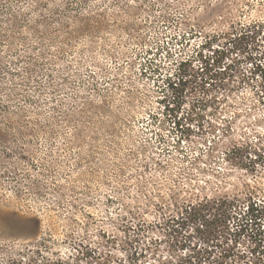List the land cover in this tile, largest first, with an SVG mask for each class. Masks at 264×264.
Wrapping results in <instances>:
<instances>
[{"label": "rangeland", "instance_id": "1", "mask_svg": "<svg viewBox=\"0 0 264 264\" xmlns=\"http://www.w3.org/2000/svg\"><path fill=\"white\" fill-rule=\"evenodd\" d=\"M21 1L29 11L33 0ZM43 1L56 19L68 2L67 15L88 19L53 25V39H0V264L177 259L181 243L158 224L164 215L186 199L264 187V170L228 165L222 153L254 128L264 141V109L240 102L252 90L238 74L219 94L192 78L181 106L168 108L164 77L204 35L264 26V0ZM148 60L165 67L142 73Z\"/></svg>", "mask_w": 264, "mask_h": 264}, {"label": "trees", "instance_id": "2", "mask_svg": "<svg viewBox=\"0 0 264 264\" xmlns=\"http://www.w3.org/2000/svg\"><path fill=\"white\" fill-rule=\"evenodd\" d=\"M12 1L0 0V39L22 40L27 36L26 33L37 38L53 39L57 35L51 30L53 25H59L62 30L66 28L65 23L69 18L78 23L88 19L80 16V12L67 15L66 10H70L71 2L64 9L66 17L56 19L59 15L56 7H48L43 0H33L27 12L23 9L25 5L22 6L24 1L15 0L19 2L17 7H12ZM263 29L261 23H239L231 25L227 31L204 35L192 55L179 61L175 73L165 75L163 90L169 92L170 97L162 99L165 107L173 109L181 106L185 86L192 78L205 86H211L215 92L222 90L226 93L231 91L238 74L240 81L251 85L252 90L251 98H241L240 102L253 101L264 109ZM194 60L200 65L190 72L188 69H192ZM240 62L249 63V71L241 72ZM151 63L148 60L144 64L142 73L152 68L154 74L165 67L160 62L150 67ZM114 78L112 83H117L119 78ZM96 83L92 82L91 85L97 87ZM104 88L106 94L101 100L105 106L102 109L109 106L110 96V88ZM214 100L218 103L222 101L220 97ZM256 121L261 123L262 119ZM224 133L226 130H223ZM252 133L251 136L243 133L241 141L224 148L222 153L228 165L251 171L257 168L264 170L263 136L257 128ZM217 146L218 142L214 141L209 147L210 151L213 152ZM196 156L192 159L196 160ZM158 224L163 226L172 244L179 242L182 248L177 259L164 264H228L229 260L240 264H264V187L259 185L245 183L240 189L230 192L183 200L174 211L164 215ZM241 243L246 244L244 250L237 248Z\"/></svg>", "mask_w": 264, "mask_h": 264}]
</instances>
